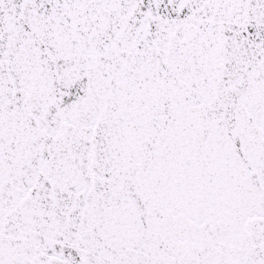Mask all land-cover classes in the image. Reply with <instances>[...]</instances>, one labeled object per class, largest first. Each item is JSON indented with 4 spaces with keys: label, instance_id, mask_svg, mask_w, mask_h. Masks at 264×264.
Masks as SVG:
<instances>
[{
    "label": "snow or ice",
    "instance_id": "obj_1",
    "mask_svg": "<svg viewBox=\"0 0 264 264\" xmlns=\"http://www.w3.org/2000/svg\"><path fill=\"white\" fill-rule=\"evenodd\" d=\"M0 264H264V0H0Z\"/></svg>",
    "mask_w": 264,
    "mask_h": 264
}]
</instances>
